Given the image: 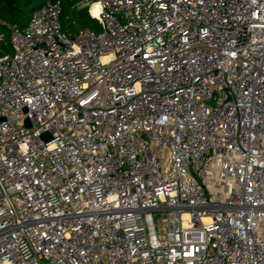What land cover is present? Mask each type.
I'll list each match as a JSON object with an SVG mask.
<instances>
[{"label": "built area", "instance_id": "2783aa9c", "mask_svg": "<svg viewBox=\"0 0 264 264\" xmlns=\"http://www.w3.org/2000/svg\"><path fill=\"white\" fill-rule=\"evenodd\" d=\"M89 1L0 19V264H264V0Z\"/></svg>", "mask_w": 264, "mask_h": 264}, {"label": "trees", "instance_id": "16d2710c", "mask_svg": "<svg viewBox=\"0 0 264 264\" xmlns=\"http://www.w3.org/2000/svg\"><path fill=\"white\" fill-rule=\"evenodd\" d=\"M49 0H0V19L8 24H16L24 28L35 10L45 5ZM57 1V0H51ZM62 5L61 22L64 30L73 36L85 29L99 31L101 25L89 11V0H59ZM0 30L5 27L0 25ZM8 38H9V31ZM11 51V47L6 48Z\"/></svg>", "mask_w": 264, "mask_h": 264}, {"label": "bare ground", "instance_id": "6f19581e", "mask_svg": "<svg viewBox=\"0 0 264 264\" xmlns=\"http://www.w3.org/2000/svg\"><path fill=\"white\" fill-rule=\"evenodd\" d=\"M98 10H99V4L96 3V4L93 5L94 14H97Z\"/></svg>", "mask_w": 264, "mask_h": 264}, {"label": "rangeland", "instance_id": "374dc122", "mask_svg": "<svg viewBox=\"0 0 264 264\" xmlns=\"http://www.w3.org/2000/svg\"><path fill=\"white\" fill-rule=\"evenodd\" d=\"M90 2V1H89ZM89 2L87 3V5H89ZM158 225H159V222H158Z\"/></svg>", "mask_w": 264, "mask_h": 264}, {"label": "water", "instance_id": "95a60500", "mask_svg": "<svg viewBox=\"0 0 264 264\" xmlns=\"http://www.w3.org/2000/svg\"><path fill=\"white\" fill-rule=\"evenodd\" d=\"M28 124H29V121H28ZM44 136H47V134H44Z\"/></svg>", "mask_w": 264, "mask_h": 264}]
</instances>
